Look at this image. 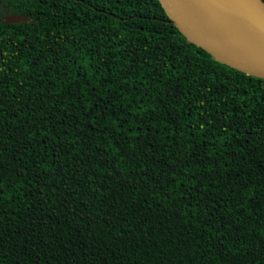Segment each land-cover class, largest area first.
<instances>
[{"label":"trees","instance_id":"16d2710c","mask_svg":"<svg viewBox=\"0 0 264 264\" xmlns=\"http://www.w3.org/2000/svg\"><path fill=\"white\" fill-rule=\"evenodd\" d=\"M0 264H264V79L159 0H5Z\"/></svg>","mask_w":264,"mask_h":264},{"label":"water","instance_id":"95a60500","mask_svg":"<svg viewBox=\"0 0 264 264\" xmlns=\"http://www.w3.org/2000/svg\"><path fill=\"white\" fill-rule=\"evenodd\" d=\"M170 23L217 61L264 79V0H159ZM29 21L12 14L6 23Z\"/></svg>","mask_w":264,"mask_h":264},{"label":"flooded vegetation","instance_id":"af4514ba","mask_svg":"<svg viewBox=\"0 0 264 264\" xmlns=\"http://www.w3.org/2000/svg\"><path fill=\"white\" fill-rule=\"evenodd\" d=\"M12 14L17 13H12L10 5L5 0H0V21L6 22V19Z\"/></svg>","mask_w":264,"mask_h":264}]
</instances>
